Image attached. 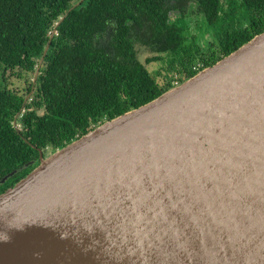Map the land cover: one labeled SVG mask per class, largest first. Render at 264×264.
<instances>
[{"label": "water", "instance_id": "1", "mask_svg": "<svg viewBox=\"0 0 264 264\" xmlns=\"http://www.w3.org/2000/svg\"><path fill=\"white\" fill-rule=\"evenodd\" d=\"M40 155L0 195V264H264V33Z\"/></svg>", "mask_w": 264, "mask_h": 264}, {"label": "trees", "instance_id": "2", "mask_svg": "<svg viewBox=\"0 0 264 264\" xmlns=\"http://www.w3.org/2000/svg\"><path fill=\"white\" fill-rule=\"evenodd\" d=\"M190 2L204 15L195 32L183 14ZM262 33L264 0L227 8L222 0H0V182L14 173L0 195L39 166L41 152L152 102ZM139 47L154 54L146 64ZM161 61L156 75L146 66ZM8 71L26 79L25 94L9 88Z\"/></svg>", "mask_w": 264, "mask_h": 264}, {"label": "rangeland", "instance_id": "3", "mask_svg": "<svg viewBox=\"0 0 264 264\" xmlns=\"http://www.w3.org/2000/svg\"><path fill=\"white\" fill-rule=\"evenodd\" d=\"M139 51H140V60L146 64V60L149 59L150 57L152 58V56L148 51H146L145 49L139 47ZM166 63L161 62H153L150 64H147V68L149 69L150 72L154 73L155 75L161 72H163L164 67H166ZM162 76H159V79H162ZM1 76H0V80H1ZM5 79H6V83L8 84L9 88L12 89L13 91L17 92V93H22L25 94V88L27 87V82L26 79H19V76L17 75V73L8 71L5 74ZM30 80L34 82L35 80V75L30 77ZM29 81V80H28ZM40 115L43 114L42 111L39 112ZM19 128H21V126H19ZM51 154H53L51 151L48 152V156L49 157Z\"/></svg>", "mask_w": 264, "mask_h": 264}, {"label": "flooded vegetation", "instance_id": "4", "mask_svg": "<svg viewBox=\"0 0 264 264\" xmlns=\"http://www.w3.org/2000/svg\"><path fill=\"white\" fill-rule=\"evenodd\" d=\"M222 1H223L225 8H227L231 1L237 2L240 0H222ZM180 12L182 13L181 8H176L174 10H171L169 12V17L171 21L175 22L180 17ZM183 14H184V18L186 22L192 26V30L194 32L196 29H199V27H201L204 24V18H203L204 15L201 13L199 4L197 2H190L187 5L186 10L183 12ZM55 30L51 33V37L53 36V38L55 36H58V31L55 32ZM176 79L177 80L175 81V83L180 84V82L178 81V78Z\"/></svg>", "mask_w": 264, "mask_h": 264}, {"label": "built area", "instance_id": "5", "mask_svg": "<svg viewBox=\"0 0 264 264\" xmlns=\"http://www.w3.org/2000/svg\"><path fill=\"white\" fill-rule=\"evenodd\" d=\"M179 84L178 83H175V86H178Z\"/></svg>", "mask_w": 264, "mask_h": 264}]
</instances>
